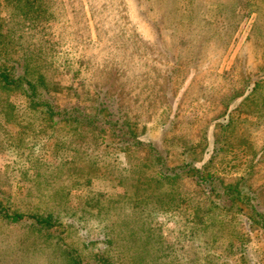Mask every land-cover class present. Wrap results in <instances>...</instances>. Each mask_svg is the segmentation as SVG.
<instances>
[{
  "label": "rangeland",
  "instance_id": "rangeland-1",
  "mask_svg": "<svg viewBox=\"0 0 264 264\" xmlns=\"http://www.w3.org/2000/svg\"><path fill=\"white\" fill-rule=\"evenodd\" d=\"M40 1L0 0V67L43 59L60 111L0 87V264H264V0Z\"/></svg>",
  "mask_w": 264,
  "mask_h": 264
},
{
  "label": "trees",
  "instance_id": "trees-1",
  "mask_svg": "<svg viewBox=\"0 0 264 264\" xmlns=\"http://www.w3.org/2000/svg\"><path fill=\"white\" fill-rule=\"evenodd\" d=\"M25 6L31 8V10L33 11H38L41 6V1L15 0V3L13 5L14 8H19V10H22ZM27 60L32 61L33 59ZM19 65L21 68L18 71L19 73L16 72L15 66H12L10 69L0 67V87L4 88L8 86H15L21 88L27 96L29 106L31 105L43 107L49 117H53L55 114L59 113L60 111L57 110V108L54 106L50 96L52 88L56 86L54 82L55 80H49V75L47 74V72H44L46 68L45 61L43 62V59H40L38 61V65H36L37 67H32L31 65V69L28 61L21 62V64ZM51 74H54L53 71L51 72ZM116 85L119 87L120 83H117ZM106 100H108L106 94H104V92L100 90L97 95V104L99 107L97 106V113L94 115L95 117L99 118V110L104 109V106H108V104L105 103ZM70 113L72 120L76 123L87 125L90 121L89 115L83 113L82 111L80 115H75V109L73 108L67 114ZM113 122L115 123V125L113 126V131L117 132V126L121 134H127L130 126L126 124L128 123V121L125 118L117 116ZM138 142L140 143V141ZM194 175L196 177V182H198L199 184L203 186L209 185V189L211 191L216 189V181L218 180L217 178L213 177L211 173L202 174L199 170L196 169ZM224 187H228L230 192H237V184L235 183L226 184L224 185ZM253 198L255 199L256 196H253ZM249 206L252 207L253 213L255 215L260 216V226L264 228V213L261 212L259 201L255 199V202L253 204H249ZM0 216L9 220V222L14 223L20 221L24 217V214L22 212H8L6 210L0 209ZM29 216L33 217L36 220L39 219L35 215ZM39 220H43L45 223H49V221L43 218H40ZM78 264H80L79 260Z\"/></svg>",
  "mask_w": 264,
  "mask_h": 264
}]
</instances>
